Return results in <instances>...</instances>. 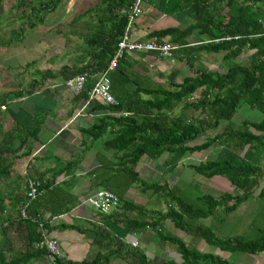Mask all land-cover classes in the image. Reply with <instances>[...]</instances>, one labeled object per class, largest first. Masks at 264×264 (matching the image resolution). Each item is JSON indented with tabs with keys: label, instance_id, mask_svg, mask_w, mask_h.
<instances>
[{
	"label": "trees",
	"instance_id": "16d2710c",
	"mask_svg": "<svg viewBox=\"0 0 264 264\" xmlns=\"http://www.w3.org/2000/svg\"><path fill=\"white\" fill-rule=\"evenodd\" d=\"M129 1L89 0L90 7L85 14H102L99 25L95 26L96 33L87 42L93 50L90 53L91 63L76 65V62H81L86 57L82 54L74 64L63 65L56 72L35 68L27 86L19 91H6L0 95V108L25 93L33 92L34 88L42 86L43 81L50 77L61 76L67 80L87 70L96 76L106 69L127 24V18L120 10ZM158 1L164 12L187 10L192 21L183 28L166 27L154 30L150 37L159 40L168 38V41L182 48L188 43L187 36L203 35L206 39L190 50L221 54L220 70L203 68L179 82L172 80L171 90L162 87L144 89L150 95L146 99L138 96L127 102L128 100L121 98L118 105L99 106L100 109L110 112L128 111L131 114H109L82 130L93 139L103 135L110 125H119L121 131L128 133L125 137L117 135L113 140L105 142L106 148H113L120 151V154L112 155L107 165L103 164L92 171L95 177L94 186L100 185L114 193L117 196V208L111 213L96 209L98 221H89L86 227L75 223L59 225L62 229L78 231L90 241V245H97L98 250L91 254L92 257L88 255L76 261L63 255L51 260L44 248L36 247L41 232L37 222L21 216V209L24 207L27 214L39 215L43 222L42 228L52 236L53 226L49 222L51 218L69 212L79 202L78 194L73 191L78 179L76 172L82 168L79 156L60 161L62 164H56L50 171V176L39 174L35 177L42 181L38 194L29 199L26 190L25 195L19 199V208L13 209L16 212L12 215L3 214L6 211V197L0 191V264H33L36 261H45L48 264H109L116 256H122L131 264H148L147 255L138 245L132 246V239H129V235L141 234L148 229L154 230L161 240L175 244L181 255L180 263L167 259L162 264H229L219 256L201 252L197 248L200 239L222 250H238L251 254L264 250V228H258L259 234L256 238L235 235L223 239L209 226L192 223L194 219L213 215L217 208L223 214L235 210L252 195L257 177L264 176V168L260 165L264 155V9L260 8V4L264 0ZM60 2L62 0H17V6L28 8L29 13L24 16L20 30L12 32L11 42H21L25 33L24 25L29 30L39 26L44 21L42 12H53ZM83 15L77 14L70 22L74 23ZM123 59L125 58L120 59L116 68L109 73L111 89L115 83L114 76L125 70L122 67ZM33 62H28L27 65ZM94 81L95 77L87 79L80 98L87 97ZM197 92L200 94L195 99ZM181 102L184 110L192 108L199 111L200 116L185 119L181 114H173L172 110ZM242 103L256 110L260 118L245 117L240 125L232 126L229 123ZM42 115L43 113L32 115L19 109L13 116V122L22 131H26V138L35 137L43 121ZM210 129L214 134L200 143L189 144ZM24 140L21 139V145ZM215 143L221 145L216 156L189 163L188 166L208 178L216 175L226 177L232 189L218 198L202 194L196 197V202L190 201L185 195L177 193L176 186H170L167 181L147 182L140 176L138 165L144 156L159 159L168 155L163 165L174 167L187 153L207 150ZM18 148L10 149L2 144L0 156L4 152L16 153ZM3 164L5 163L0 162V179L8 175L11 168ZM61 174L68 175L69 178L57 181ZM134 184H138L143 191L151 190L157 194L158 199L167 200V210L146 209L143 204L129 198L127 191ZM258 196L264 199V185ZM197 202H201V205ZM25 203H28L27 206H24ZM129 211L135 213V216L129 217L126 214ZM170 223L176 229L192 235L193 241L185 242L168 232L167 226ZM58 243L60 244L59 241Z\"/></svg>",
	"mask_w": 264,
	"mask_h": 264
},
{
	"label": "crops",
	"instance_id": "0c3cea01",
	"mask_svg": "<svg viewBox=\"0 0 264 264\" xmlns=\"http://www.w3.org/2000/svg\"><path fill=\"white\" fill-rule=\"evenodd\" d=\"M146 2L148 10L137 17L130 27V37L133 40H148L151 38L150 33L154 30H159L166 27L183 28L192 21L187 10L175 9L171 12H164L159 7L160 1L146 0ZM88 8L85 11H82V14L85 15V12L88 10ZM94 13L95 12L92 13V16H97L98 18L97 23L93 25V34H90L85 40L87 52L84 51V54L86 53V57L82 58L81 62L73 61L71 64L76 62V65L83 66L86 63H91L90 53L93 50L90 48V46H88L87 42L90 37L96 33L95 26L99 25V17L102 16L101 12ZM205 39V36L199 34H191L187 36V45L183 46L182 48H180L179 45L180 49L177 52L175 50L176 53L174 52V55L169 58H162L156 53L148 51L127 52L124 55L125 59L122 61V67H124L125 70L123 72L117 73L114 76L115 83L113 85V89H111L113 95L117 98V100L122 98L128 100L127 102H129V100H134L138 96H140L141 99H146L150 95L146 94L144 89L148 90L149 88L162 87L164 89L171 90L173 89V85H171L172 80L179 82L184 77L191 76L196 73V71H199L203 68L217 70V68H214L216 66L215 63L212 62L213 64L209 63V65H211L206 66V64H204L205 61L203 62V57L205 60L208 59V62H211L210 57L207 55L209 52H196L194 50H190V48L195 47V45H198ZM165 40H168V38H165ZM220 63L221 61L219 64ZM67 64L69 63L65 62L62 64V66ZM190 68L192 70L188 71ZM38 69H49L53 72H56L58 68L54 67L51 69L39 67ZM84 73H87L88 79L95 77L96 80L101 72L96 74V76L88 70ZM36 79L39 78L37 77ZM65 81L66 79L61 76L56 78L50 77L49 79L43 81L42 86L34 88L33 92L25 93L22 97L17 98V102H22L23 104H18L14 110L11 111L9 106L15 100L9 102L8 105L1 106L0 108L1 115L7 113L0 121L2 126L0 130V146L5 144V146L10 149L19 147L16 153L4 152L0 156V162L5 163L3 166L7 165L11 167L9 174L0 179V182L3 185L2 188L4 189L2 190L0 187V191L3 192V197H6L4 201L6 211L4 210L3 212L5 216L14 214L16 212H14V210L19 208V199L25 195L27 190L26 181L28 177H37L39 174H46V176H50V171L52 168L56 166V164H62L60 161H57V159L51 160L50 156L45 153L47 146L51 144L58 135L63 133L67 135L69 134L68 137L58 142L57 145L54 146L51 155H103V157L109 161L111 157L108 158L104 155L112 156L120 154V151L105 147V142L113 140V138L117 135L123 137L128 135L127 132L121 131V127L119 125L108 126L105 133L97 138L99 139L102 136H107L102 140V146L105 148V152L101 151V147L99 149V147L97 148L96 146L94 148L91 146H86L84 138H88L90 135L84 134L85 132L82 130L98 122V120L102 117H107L109 114L114 116H128L131 114V112H110L108 110H103L99 108V106L101 107L103 104L97 101H91L85 105L86 98H80V93H72L66 87ZM47 83L51 84L48 86L46 85ZM46 91H48L49 94H52L54 101H56L54 104V110H52L53 108H38V110H36L31 102H29V104L25 103L28 98L32 96H38L40 93H45ZM178 106L179 104L176 107ZM176 107L172 110L173 114H181L180 112H175ZM3 108H5L6 111ZM19 109H23L25 112L32 115H41V113H43V121L41 122L35 137L26 138V131H22L20 126H17L13 122V116ZM182 110L184 111V109ZM124 112H128V114L124 115ZM10 131L14 132L10 133ZM10 134H12L11 137ZM22 138L25 139L23 145H21ZM87 141L92 142L93 140H91L90 137V139L88 138ZM45 159L51 161L46 163ZM87 163L88 162L86 159L81 157L80 165L82 168L76 172L78 179L73 187V191L78 194L79 202L69 212L54 216L49 221L51 226H53L51 235L60 242L64 256L76 261L82 258H78L76 256L74 258L73 256L69 257L65 247L73 248V246L78 244L79 241L89 243L90 241L78 231L74 229H62L59 227V225L62 223H75L80 227H86L89 225V221H98L96 209L90 206L86 199L96 189L101 188L100 185L94 186L95 177L92 171L97 169V167H101L103 164L93 163L90 167ZM68 178V175L64 176L61 174L56 180L61 181ZM174 228L175 227H173L171 223L167 226L168 231H170L172 234ZM179 234L182 236L181 239H183L185 242L193 241L192 235L181 230ZM258 234V228H255L245 237L256 238ZM154 236L155 235L145 231L141 234L129 235V239L136 241L138 247H140L147 255L149 258L148 264H162L163 261L167 259H174L180 263L181 255L178 252L176 245L170 241L161 240L158 238V236L157 238ZM197 248L203 253H211L213 255L219 256L229 264H264V250L255 254L241 252L238 250H222L215 245L206 243L203 239L198 241ZM118 257H120V259ZM115 259L123 261V264H131L129 260L124 259L122 256H116Z\"/></svg>",
	"mask_w": 264,
	"mask_h": 264
},
{
	"label": "rangeland",
	"instance_id": "374dc122",
	"mask_svg": "<svg viewBox=\"0 0 264 264\" xmlns=\"http://www.w3.org/2000/svg\"><path fill=\"white\" fill-rule=\"evenodd\" d=\"M88 7H90L89 0H62V2L58 3L57 8L53 12H42L44 14V21L39 26H35L33 29L29 30L27 26L24 25V38L21 42L16 43L10 40L12 32L20 30V26L25 19L24 16L29 13V9L19 8L17 6V0H0V95L6 91H19V88L27 86L28 80L34 75L33 70L35 68L44 67L52 69L57 67V70H59L65 62L72 63L84 54V51L87 50L85 40L90 34H93V25L97 23V16L85 14V17L78 18L74 23L70 21ZM260 8L264 9V2L260 4ZM207 55L210 57L211 60H209L211 62H208V59L205 60L203 57V62L205 61L204 64L210 66L211 64L209 65V63L213 62L216 65L214 68L220 70L221 66L219 62L221 61V54L208 53ZM244 57L245 55L242 56V58ZM31 60L34 62L27 65ZM244 63H247V61H244ZM191 70L190 68L188 71ZM50 84L51 83H47L46 85L49 86ZM46 92L28 98L25 103L29 104V102H31L36 110H38V108H53L52 110H54L56 101H54L52 94H49L48 91ZM199 94L200 92L196 93L195 99ZM17 101L18 100H15L9 106L11 111L14 110L18 104H23ZM182 105L183 102L176 107L175 112H180L185 119L200 116L199 111H195L192 108L183 111ZM3 109L5 110V108ZM6 114L7 113H4V115L0 114V121ZM245 117L259 119L260 114L242 103L229 124L237 127ZM1 128L2 126L0 124V130ZM212 134H214V131L210 129L206 133L190 141L189 144L200 143ZM68 136L69 134L67 135L64 133L58 135L56 139L47 146L45 153L50 156L51 160L57 159V161H64L73 156L51 155L54 146ZM90 137L88 138L90 139ZM105 137L102 136L99 139H93L91 137V140H93L92 142L87 141L88 138H84L85 145L93 148L96 146L97 148L99 147V149L101 147V151H104L105 148L102 146V140L105 139ZM220 149V143H215L207 150L187 153L175 163L174 167H165L163 165V161L168 155H163L159 159H151L144 156L138 165V170L142 179L147 182L158 180L162 183L167 181L170 186H176L177 193L185 195L190 201L196 202V197L202 194H209L218 198L222 193L229 192L230 189H232L226 177L222 175H216L211 178L205 177L196 173L188 164L213 158ZM76 156L84 157L90 167L93 163L107 165L108 162V159L104 158L103 155H74L71 159H75ZM104 156L108 158L111 157V155ZM51 160L45 159V162L49 163ZM260 165L264 168V155L262 156ZM263 185L264 176L257 177V183L253 188L252 195L245 202L238 205L235 210L223 214L220 208H217L213 215L206 218L194 219L193 224L209 226L218 237L223 239L235 235L246 236L255 228H263L264 199L258 196ZM2 186L0 182V187L4 190ZM127 196L134 199L139 204H143L146 209L156 208L166 211L169 207L167 200L162 198L158 199L157 194L149 189L144 191L141 190L138 184L130 186L127 191ZM197 204L201 205V202H197ZM126 214L129 217L135 216V213L130 211L126 212ZM173 230V234L176 237L182 238L179 234L180 230L175 228ZM147 233L153 234L155 235L154 237L157 238L154 230L148 229ZM79 243L75 244L73 248L65 247L69 257L73 256L74 258L76 256L78 258H84L88 255L92 257L91 254L98 250L97 245H90L89 242L79 241ZM118 258L120 259V257ZM33 264H48V262L36 261ZM109 264H123V261L114 258L110 260Z\"/></svg>",
	"mask_w": 264,
	"mask_h": 264
},
{
	"label": "built area",
	"instance_id": "2783aa9c",
	"mask_svg": "<svg viewBox=\"0 0 264 264\" xmlns=\"http://www.w3.org/2000/svg\"><path fill=\"white\" fill-rule=\"evenodd\" d=\"M146 3V0H130L127 5L121 8V13H123L127 18V24L117 43L114 53L109 60L108 66L100 73L98 78L88 90L85 105L91 101H97L107 106H115L119 104V101L111 91V79L109 77V73L116 68L119 60L122 59L127 52L154 51L162 58H169L172 57L175 50L179 48V45L165 39L159 40L156 37H151L148 40L137 41L131 39L130 27L137 17L148 10ZM87 79V73L78 74L67 79L65 81V85L72 93L79 94L84 89ZM123 114L127 115L128 112H124ZM41 183L42 181L35 177L27 178V195L29 199L36 197ZM86 201L90 206L104 213H111L117 208V196L111 191L103 188L96 189L87 197ZM27 204L28 203H25L24 206H27ZM21 216L24 218H32L37 222L41 231L39 241L36 243L37 248H44L47 256L51 260L55 259L57 256H63L58 241L54 237L47 234L46 230L42 228L43 222L39 215L31 216L27 214L24 207L21 209ZM131 243L134 247L138 245L136 241H132Z\"/></svg>",
	"mask_w": 264,
	"mask_h": 264
}]
</instances>
